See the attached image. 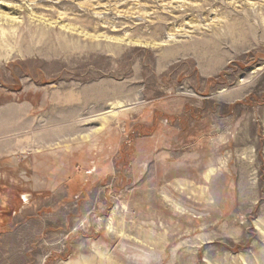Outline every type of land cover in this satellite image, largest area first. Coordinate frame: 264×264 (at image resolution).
I'll return each instance as SVG.
<instances>
[{
  "label": "rangeland",
  "instance_id": "obj_1",
  "mask_svg": "<svg viewBox=\"0 0 264 264\" xmlns=\"http://www.w3.org/2000/svg\"><path fill=\"white\" fill-rule=\"evenodd\" d=\"M0 264H264V0H0Z\"/></svg>",
  "mask_w": 264,
  "mask_h": 264
},
{
  "label": "bare ground",
  "instance_id": "obj_2",
  "mask_svg": "<svg viewBox=\"0 0 264 264\" xmlns=\"http://www.w3.org/2000/svg\"><path fill=\"white\" fill-rule=\"evenodd\" d=\"M99 128V127H98Z\"/></svg>",
  "mask_w": 264,
  "mask_h": 264
}]
</instances>
